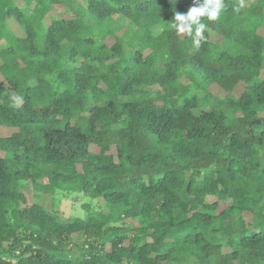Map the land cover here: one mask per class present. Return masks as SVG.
I'll return each mask as SVG.
<instances>
[{"label":"trees","instance_id":"16d2710c","mask_svg":"<svg viewBox=\"0 0 264 264\" xmlns=\"http://www.w3.org/2000/svg\"><path fill=\"white\" fill-rule=\"evenodd\" d=\"M224 2L196 49L193 0H0V264H264V0Z\"/></svg>","mask_w":264,"mask_h":264},{"label":"rangeland","instance_id":"374dc122","mask_svg":"<svg viewBox=\"0 0 264 264\" xmlns=\"http://www.w3.org/2000/svg\"><path fill=\"white\" fill-rule=\"evenodd\" d=\"M55 9H59V6H55ZM182 36V35H180ZM111 42V41H110ZM186 82V81H185ZM244 85L239 84L235 90L233 91L231 96L237 97L244 90ZM210 92L219 97L223 98L227 93L224 92L217 86H210ZM13 132L11 128L0 126V136H8ZM92 152H97L96 147H91ZM20 189L24 192L26 197V205H30L33 202L41 204L45 209L54 213L61 220H70L73 218H84L87 213L93 212L96 207L92 209L84 208L83 204H89L90 199L87 197H83L81 194H70L66 196L65 194L58 193L55 196L45 195L43 193L36 192L33 190L31 185H27L25 183L21 184ZM99 206H101V211L104 213L108 212V209L103 206V202H98ZM125 223L130 222L129 220H124Z\"/></svg>","mask_w":264,"mask_h":264},{"label":"clouds","instance_id":"9594fccd","mask_svg":"<svg viewBox=\"0 0 264 264\" xmlns=\"http://www.w3.org/2000/svg\"><path fill=\"white\" fill-rule=\"evenodd\" d=\"M193 5L186 13L176 12L170 21V27L178 35L190 36L192 46L198 49L201 42L206 40L205 30L207 21L214 22L219 19L225 8L224 0H193Z\"/></svg>","mask_w":264,"mask_h":264}]
</instances>
